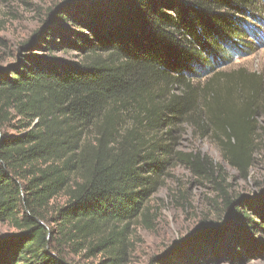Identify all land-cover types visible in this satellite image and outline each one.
I'll return each mask as SVG.
<instances>
[{
    "label": "trees",
    "instance_id": "obj_1",
    "mask_svg": "<svg viewBox=\"0 0 264 264\" xmlns=\"http://www.w3.org/2000/svg\"><path fill=\"white\" fill-rule=\"evenodd\" d=\"M262 1L71 0L49 13L0 71V222L16 231L0 240V264H73L82 253L129 264L131 224L173 162L213 175L207 158L179 150L184 125L221 135L224 159L247 177L264 78L222 69L263 48ZM219 195L221 220L198 235L216 233L178 248L185 264L239 261L264 236V188L256 202Z\"/></svg>",
    "mask_w": 264,
    "mask_h": 264
},
{
    "label": "rangeland",
    "instance_id": "obj_2",
    "mask_svg": "<svg viewBox=\"0 0 264 264\" xmlns=\"http://www.w3.org/2000/svg\"><path fill=\"white\" fill-rule=\"evenodd\" d=\"M71 0H0V71H8L18 64V56L23 54V47L35 38L49 13L58 6ZM79 1V0H72ZM264 4V1H262ZM81 3L64 8H74ZM263 17V16H262ZM260 35L264 36V28L256 25ZM261 28V29H260ZM252 42L253 40H249ZM263 48L244 58H236L222 71L232 72L245 70L261 74L264 78V43ZM44 56L42 52H36ZM75 52L53 54L72 60ZM257 134L254 142V158L252 167L244 177L224 159L220 137L210 130L204 133L189 126L181 127L179 133V150L189 155H200L207 158L214 168L208 174L205 165L202 172L194 171L190 166L173 162L164 179L163 186L152 196L146 206L145 216L133 222L130 227L129 264H151L153 259L158 263L185 264L179 249L193 245L195 239L208 234L198 235L200 230L212 228L222 218L221 191L233 198H244L256 202L264 188V96L259 101V112L256 118ZM20 126L14 121L6 130L8 137L16 136ZM64 195L54 202V210L65 205ZM52 210V215H54ZM252 213V212H250ZM255 214V212H253ZM50 215V216H52ZM256 220L258 221L257 217ZM15 229L9 224L0 222V240L15 236ZM254 246H264V236H254ZM254 247L243 251L247 254L239 261L222 257L206 256L201 264H264V250ZM179 248V249H178ZM194 248H199L194 245ZM242 253V250H239ZM83 254L72 255L73 264H100V257L87 259ZM220 260V263L214 261Z\"/></svg>",
    "mask_w": 264,
    "mask_h": 264
}]
</instances>
